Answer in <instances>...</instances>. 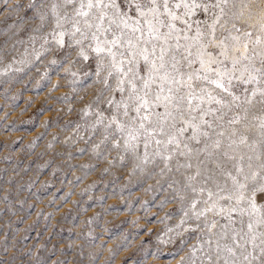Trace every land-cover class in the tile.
Segmentation results:
<instances>
[{
    "label": "snow or ice",
    "instance_id": "1",
    "mask_svg": "<svg viewBox=\"0 0 264 264\" xmlns=\"http://www.w3.org/2000/svg\"><path fill=\"white\" fill-rule=\"evenodd\" d=\"M0 2L23 10L10 28L30 11L44 44L95 60L85 131L98 155L168 176L178 264H264V0Z\"/></svg>",
    "mask_w": 264,
    "mask_h": 264
},
{
    "label": "rangeland",
    "instance_id": "2",
    "mask_svg": "<svg viewBox=\"0 0 264 264\" xmlns=\"http://www.w3.org/2000/svg\"><path fill=\"white\" fill-rule=\"evenodd\" d=\"M19 15L0 10V264H178L189 249L169 255L182 214L168 176L115 150L98 155L85 131L95 60L44 44L50 28L33 31L30 11L10 28Z\"/></svg>",
    "mask_w": 264,
    "mask_h": 264
}]
</instances>
